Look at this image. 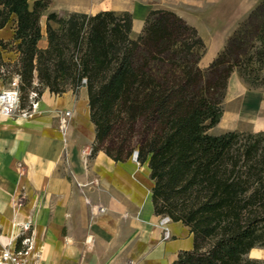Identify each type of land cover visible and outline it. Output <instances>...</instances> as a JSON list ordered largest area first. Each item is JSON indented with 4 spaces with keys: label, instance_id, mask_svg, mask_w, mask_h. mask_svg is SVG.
I'll return each instance as SVG.
<instances>
[{
    "label": "trees",
    "instance_id": "1",
    "mask_svg": "<svg viewBox=\"0 0 264 264\" xmlns=\"http://www.w3.org/2000/svg\"><path fill=\"white\" fill-rule=\"evenodd\" d=\"M48 4L0 0V28L14 22L11 47L0 39V48L17 54L4 62L0 51L7 70L0 78L17 74L23 90L36 77L38 96L45 88L60 94L86 86L91 152L100 149L117 161L137 150L136 161L147 164L153 180L154 213L181 221L192 235L191 248L170 264H264L248 256L264 247V130L207 132L222 113L232 70L225 56L200 69L192 56L201 39L173 11L159 8L148 12L135 39L127 10L49 11L47 45L39 48ZM256 30L264 50V21ZM149 61L169 68L152 69Z\"/></svg>",
    "mask_w": 264,
    "mask_h": 264
},
{
    "label": "crops",
    "instance_id": "2",
    "mask_svg": "<svg viewBox=\"0 0 264 264\" xmlns=\"http://www.w3.org/2000/svg\"><path fill=\"white\" fill-rule=\"evenodd\" d=\"M90 1H57L61 5H48L41 17L45 21L49 11L127 10L132 30H139L151 9L165 8L185 18L188 5H199L196 0H139L118 6V0ZM220 5L241 4L220 0ZM11 22L0 28V38L12 36ZM6 27L8 36L3 33ZM46 45V32L41 30L37 46ZM239 102L236 110L222 114L217 124L222 131L245 130ZM37 103L27 115L0 116V218L12 219L0 222L2 232L10 228L13 237H27L39 255L38 264H170L180 250L191 248L192 235L181 221L169 218L159 223L146 163L131 156L116 161L100 149L91 152L95 131L84 86L61 94L45 88ZM260 106L254 113L260 120L247 127L249 131L264 130V104ZM24 223L27 230L21 229ZM6 239L5 235L2 240Z\"/></svg>",
    "mask_w": 264,
    "mask_h": 264
},
{
    "label": "rangeland",
    "instance_id": "3",
    "mask_svg": "<svg viewBox=\"0 0 264 264\" xmlns=\"http://www.w3.org/2000/svg\"><path fill=\"white\" fill-rule=\"evenodd\" d=\"M57 1L63 0H49L48 5H61L58 4ZM133 1L139 0H118L114 5H131ZM204 1L209 0H196L199 5H188L191 10L190 12H187L185 18H182L175 12L174 13L191 27L195 31L196 36L201 39L202 44L200 46L197 45V48L193 50L192 56L194 59H197L196 64L200 69L206 70L211 62L221 53L225 56V59H227L228 65L232 67V70L226 80V87L223 91L222 101L220 103V108L222 110L221 116L222 114H225L227 110H236L237 104L240 101L239 103L241 104L239 108L243 116L241 120L243 121L244 119V122H246L244 125L245 130L240 128H236L235 130L249 131L247 130V127L255 125L257 123L256 120H260V114L254 118V113H259V109L263 107L260 105L264 104V59H258V54L261 50L263 51V56L261 57H264V50L260 44L259 34H257L256 30L264 21V0H229L230 3L239 1L241 5H220V0H212L210 5H201V2ZM81 2L85 3L83 5H89L91 3L90 0H81ZM30 3H32V0H30ZM70 5H77V3H71ZM98 6L102 7L103 5ZM180 7L185 9L187 6L180 5ZM94 8L97 7L95 6ZM51 23L53 24V21ZM10 24H12V22H8L7 26ZM143 26L144 22L139 30H132L131 28L130 37L135 39L137 35H140L143 32ZM10 27L13 29L12 36L5 39L0 38L3 41L8 42L7 49L11 47L10 43L14 33V27L12 25ZM40 27L41 30L46 32V20L44 21L43 17L40 18ZM8 28L9 27H6L3 30V33H5L6 36L10 33V29ZM192 29L186 32L188 34L187 37L192 36V33L194 32ZM261 35L264 37V32L263 34H260V36ZM191 41H193V37ZM236 47L239 48L236 49ZM234 48L236 50H234ZM0 51L4 62H7L8 59L13 60V58L10 57L12 53H14L13 51L3 50L2 48H0ZM160 57L165 59L168 57V53L166 54V52H164ZM238 58L240 59L239 63L235 62ZM179 63L182 66V63ZM148 65L152 69H159L160 71L169 68L166 63H158L154 61H149ZM4 66L5 65L0 66V70L6 73L7 70H5ZM224 67L225 65L220 68L222 69ZM242 75H245V78H243ZM207 76L209 78L213 77L210 75ZM258 76L259 78H257ZM253 77H255L256 80H252ZM230 81L231 83H229ZM8 83L9 81L7 79L2 80L0 78V91L3 88H6ZM31 85L32 87H29V89L20 90L19 104L15 112L16 114H21L22 111L29 112L31 110L32 107L29 93L30 89L35 91L37 90V87H39L36 77H34ZM81 86L86 88L85 85ZM220 91L218 90V93ZM38 97H40V95ZM0 116L5 117L2 115ZM220 118L216 125L207 129V132L214 135L224 132L221 130L220 126L217 125L220 122ZM10 220L12 219L0 218V222H9ZM9 229L10 228H8V230ZM21 229H23L22 225ZM2 230L3 227L0 226V239H2ZM8 230H5L6 238L12 240L14 237ZM17 242L19 247L24 246V244L21 243L20 235L17 236ZM248 256H252V258L261 257L260 259H264V247L252 248L249 251Z\"/></svg>",
    "mask_w": 264,
    "mask_h": 264
},
{
    "label": "built area",
    "instance_id": "4",
    "mask_svg": "<svg viewBox=\"0 0 264 264\" xmlns=\"http://www.w3.org/2000/svg\"><path fill=\"white\" fill-rule=\"evenodd\" d=\"M19 82L20 78L17 74H15L9 81L8 86L0 91V115L9 117L16 112L20 98ZM29 98L31 99V107L34 109L38 105L37 92L31 90L29 93ZM28 113L29 112L26 111L21 112L22 115H27ZM66 114H68V111L64 113V115ZM65 122L66 121L64 117L60 118L61 127L64 126ZM84 151L85 149L82 150V152ZM131 157L136 161L134 152ZM136 162L139 163L138 161ZM101 210H103V208L98 207V211ZM167 220H169L168 216H162L159 219V223L163 224ZM22 227L24 230L28 229V225L25 223L22 225ZM164 235L166 237L168 235L166 228L164 229ZM28 242L29 239L27 237H23L21 238V243L24 244V246L17 247V237H14L7 245L3 243V245L0 247V264H38L39 255L30 244H27Z\"/></svg>",
    "mask_w": 264,
    "mask_h": 264
},
{
    "label": "bare ground",
    "instance_id": "5",
    "mask_svg": "<svg viewBox=\"0 0 264 264\" xmlns=\"http://www.w3.org/2000/svg\"><path fill=\"white\" fill-rule=\"evenodd\" d=\"M110 1V0H109ZM113 1V0H112ZM115 1V0H114ZM117 1V0H116ZM168 221V220H167ZM1 237H2V239L5 237V232H2V234H1ZM0 240V246H2L3 245V243H5L6 245L8 244V243H10L11 242V240H10V238H8L6 241H3V240Z\"/></svg>",
    "mask_w": 264,
    "mask_h": 264
},
{
    "label": "water",
    "instance_id": "6",
    "mask_svg": "<svg viewBox=\"0 0 264 264\" xmlns=\"http://www.w3.org/2000/svg\"><path fill=\"white\" fill-rule=\"evenodd\" d=\"M137 155V150L134 151V156L136 157ZM249 254V253H248ZM250 256V255H249ZM252 257V256H251ZM256 258H261V257H256Z\"/></svg>",
    "mask_w": 264,
    "mask_h": 264
}]
</instances>
